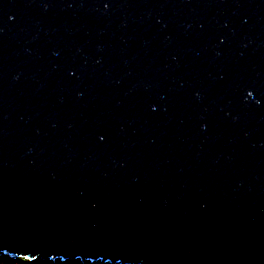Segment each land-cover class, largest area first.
Here are the masks:
<instances>
[{"label": "water", "instance_id": "1", "mask_svg": "<svg viewBox=\"0 0 264 264\" xmlns=\"http://www.w3.org/2000/svg\"><path fill=\"white\" fill-rule=\"evenodd\" d=\"M5 255L264 264V0H0Z\"/></svg>", "mask_w": 264, "mask_h": 264}, {"label": "rangeland", "instance_id": "2", "mask_svg": "<svg viewBox=\"0 0 264 264\" xmlns=\"http://www.w3.org/2000/svg\"><path fill=\"white\" fill-rule=\"evenodd\" d=\"M7 256V255H5ZM5 256L0 258V264H88V263H80L78 261H68V260H54L51 261L49 259H35V258H22V257H15V259H8ZM8 257V256H7ZM17 259L19 261H17Z\"/></svg>", "mask_w": 264, "mask_h": 264}, {"label": "clouds", "instance_id": "3", "mask_svg": "<svg viewBox=\"0 0 264 264\" xmlns=\"http://www.w3.org/2000/svg\"><path fill=\"white\" fill-rule=\"evenodd\" d=\"M8 257H11L10 259H15V256H10V255H7ZM7 256H5L6 258H8ZM17 257V256H16ZM22 258H24V257H22ZM25 258H27V257H25ZM9 259V258H8Z\"/></svg>", "mask_w": 264, "mask_h": 264}, {"label": "bare ground", "instance_id": "4", "mask_svg": "<svg viewBox=\"0 0 264 264\" xmlns=\"http://www.w3.org/2000/svg\"><path fill=\"white\" fill-rule=\"evenodd\" d=\"M17 261H19V260L17 259Z\"/></svg>", "mask_w": 264, "mask_h": 264}]
</instances>
